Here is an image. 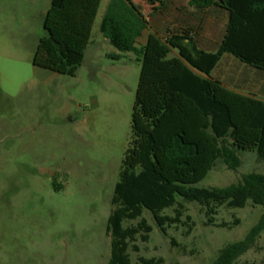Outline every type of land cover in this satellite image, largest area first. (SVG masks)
<instances>
[{
	"label": "rangeland",
	"instance_id": "obj_1",
	"mask_svg": "<svg viewBox=\"0 0 264 264\" xmlns=\"http://www.w3.org/2000/svg\"><path fill=\"white\" fill-rule=\"evenodd\" d=\"M109 1L102 0L95 21L92 59L70 77L33 65L51 0H0V264H109L110 202L131 134L141 71L134 53L121 61L109 58L119 53L100 32ZM133 1L157 27L156 0ZM238 157V170L219 160L193 186L225 188L244 174H264V162L254 152ZM183 204L182 223L166 234L144 210L153 230L148 242L138 238L139 253L129 252L133 264L139 257L210 264L225 245L243 240L264 211L251 201L243 208L222 206L215 225H206L198 203ZM175 209L163 214L174 216ZM239 261L264 264V232Z\"/></svg>",
	"mask_w": 264,
	"mask_h": 264
},
{
	"label": "trees",
	"instance_id": "obj_2",
	"mask_svg": "<svg viewBox=\"0 0 264 264\" xmlns=\"http://www.w3.org/2000/svg\"><path fill=\"white\" fill-rule=\"evenodd\" d=\"M101 3L51 0L33 65L76 76ZM191 4L198 8L216 4L230 12L228 31L217 52L201 50L189 32L170 33L166 39L150 34L137 47L150 22L129 0H110L100 23L101 34L119 52L109 58L121 61L124 54L134 53L141 63L131 134L110 202L109 264H133L129 252H140L138 238L149 241L153 228L143 217L144 210L166 234L167 228L182 223L183 203H198L206 225H215L222 206L243 208L251 201L264 209L261 173L244 174L239 183L225 188L193 186L219 160L238 170L239 152H254L264 162V102L232 92L211 78L225 53L264 70V23L256 21L259 13L264 17V0H191ZM173 52L176 56L171 57ZM171 207H176L174 216L163 214ZM138 219L136 225L131 223ZM263 232L264 211L243 240L225 245L210 264H254L239 259L256 248ZM135 264H164V259L139 257Z\"/></svg>",
	"mask_w": 264,
	"mask_h": 264
},
{
	"label": "crops",
	"instance_id": "obj_3",
	"mask_svg": "<svg viewBox=\"0 0 264 264\" xmlns=\"http://www.w3.org/2000/svg\"><path fill=\"white\" fill-rule=\"evenodd\" d=\"M129 1L150 22L149 30L143 34L137 47L144 45L150 34L166 39L170 33L189 32L201 50L215 53L223 43L228 31L230 12L216 4L198 8L191 4V0H156L157 27H153L151 19L145 16L138 4L133 0ZM213 1L214 3L218 2V0ZM256 21L264 23L263 15L259 13ZM103 41L109 42L105 37H103ZM96 44L97 40H92L91 36L83 65L92 59ZM90 46H93L91 51ZM217 71L218 77L216 76ZM211 78L232 92L264 102V70L245 64L232 54L225 53L222 56L219 64L211 73Z\"/></svg>",
	"mask_w": 264,
	"mask_h": 264
}]
</instances>
